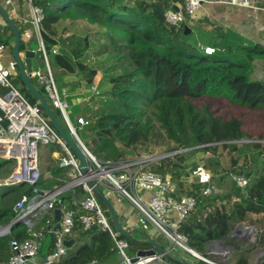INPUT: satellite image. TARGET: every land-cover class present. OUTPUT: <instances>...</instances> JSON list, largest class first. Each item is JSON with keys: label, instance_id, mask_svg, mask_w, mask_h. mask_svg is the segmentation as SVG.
Wrapping results in <instances>:
<instances>
[{"label": "trees", "instance_id": "1", "mask_svg": "<svg viewBox=\"0 0 264 264\" xmlns=\"http://www.w3.org/2000/svg\"><path fill=\"white\" fill-rule=\"evenodd\" d=\"M179 1L183 3V0H32V4L43 10L41 35L60 88L66 86L63 76L82 77L71 87L85 91L108 77L111 88L91 118L93 124L87 130L92 137L85 144L99 161L119 163L127 160L129 154L142 157L150 152L158 129L175 145L173 152L192 149V153L213 156L204 160V169L214 171L212 182L194 183L189 188L184 179L189 177L190 151L150 165L151 170L174 181L179 196L197 198L195 210L179 226V232L188 238L191 249L203 253L208 243L229 238L250 214L264 211V130L259 127L264 118V81L251 78L253 62L264 49L257 45L246 47L240 41L224 44L215 54L206 55L185 36V26L178 28L166 22V12L173 2ZM7 28L15 40V34ZM0 41L7 43L1 34ZM24 50L22 42L21 51ZM39 57L45 63L41 52ZM94 57L99 61L91 66L89 62ZM16 72L12 75L14 84L18 89L23 85L25 90H19L31 104H37L17 68ZM36 87L45 96L38 83ZM3 92L0 88V94ZM198 100L206 101L202 109L196 104ZM211 100L237 109L236 115L218 116L211 108ZM55 112L70 134L60 111ZM250 121L253 125L259 122L256 132L248 128ZM221 150H228L232 156L229 171L219 168ZM237 152L244 153L242 165L233 156ZM51 163L43 169V175L49 173L51 177H42L36 187L0 189V226L16 219L14 206L23 196L32 199L36 196L35 189L49 192L68 183V170L61 169L59 161ZM12 167V162L0 159L2 175L9 174ZM235 176L248 179L249 185L241 188L234 181ZM253 176L257 178L251 183ZM208 188L211 193L206 192ZM84 197L81 187L60 197L63 205L77 212L75 228L69 237L76 244L60 264H105L118 256L111 235L100 225L83 227L80 216L86 211L74 208L72 203ZM49 223H54V211L43 215L41 226ZM29 238L31 233L22 223L15 224L11 234L0 237V264H9L12 240L22 242ZM129 243L132 255L141 251L140 245H148L132 240ZM54 249L53 240L49 252ZM239 261L247 263V256L240 255Z\"/></svg>", "mask_w": 264, "mask_h": 264}, {"label": "built area", "instance_id": "2", "mask_svg": "<svg viewBox=\"0 0 264 264\" xmlns=\"http://www.w3.org/2000/svg\"><path fill=\"white\" fill-rule=\"evenodd\" d=\"M7 6L14 0H4ZM32 12V24L38 35L39 52L43 54L46 71L39 69L33 73L39 86L45 92V98L54 110L60 111L63 120L68 126L70 134L77 140L78 145L86 157L88 173L86 175L80 169V161L73 151L64 143L50 121L43 116V110L39 103L33 105L13 82V73L3 62L6 45L0 41V88L4 94H0V159L13 163L11 172L0 177V189L3 187L28 185L36 187L42 179L41 150L43 147L59 145L63 156L59 160V167L68 170V183L65 187L72 190L81 187L85 197L74 200V208L81 207L86 214L80 216V221L85 229H90L95 223L101 226L104 232L111 235L120 264H171L163 255L142 256L138 253L130 254V243L127 238H122L121 233L115 230L111 219L107 216L104 205L97 197L90 182L94 181L102 189H111L118 193L119 201H127L134 208L137 217L133 219L135 226L147 228L153 226L159 233L162 241L168 242V250L180 249L192 254L189 240L179 232V226L188 220L195 210L198 200L194 196L177 194V187L171 178L151 170L150 165L156 162L153 157H142L137 160H125L119 163L111 161L101 162L85 145L81 133L86 131L93 120L80 116L76 125L71 121L68 100L69 95L61 91L55 81L48 61V55L41 35V22L44 19L43 10L36 8L32 0H28ZM204 0H183V8L179 11L169 9L165 14L166 22L174 27L185 26L194 23L198 11ZM239 9L252 11H264V0H218ZM23 22L27 23L26 19ZM206 55H213L216 50L211 47H200ZM54 50V53H57ZM93 94H99L96 88L91 89ZM234 181L241 187L246 188L249 180L235 176ZM59 189V188H58ZM57 190V189H55ZM54 190V191H55ZM67 190V191H68ZM35 189L36 196L29 198L23 196L14 206L16 219L8 228L2 231L6 236L11 234L12 227L18 222L28 229L32 226L31 218L39 213L43 215L48 211H54V202L61 199L65 192L49 191L46 197H41ZM212 189L208 188L207 193ZM47 192V191H45ZM52 192V193H51ZM142 192V193H141ZM143 194L147 196L144 197ZM62 221L61 229L54 231L50 228L49 233L54 236L55 249L45 256L42 264H60L68 254L65 242L73 234L77 212L73 208H67L61 204ZM47 225L40 231L30 232L31 238L25 241L12 240L10 243L12 256L9 264H28L34 262L40 255L44 244V231ZM160 243V242H159ZM207 264H216L201 257ZM91 264H97L93 262Z\"/></svg>", "mask_w": 264, "mask_h": 264}, {"label": "crops", "instance_id": "3", "mask_svg": "<svg viewBox=\"0 0 264 264\" xmlns=\"http://www.w3.org/2000/svg\"><path fill=\"white\" fill-rule=\"evenodd\" d=\"M131 1L134 2L135 0ZM146 1L165 2L166 0ZM217 1L218 0H204L201 9L198 11L195 22L185 25V27H189V30L185 34V36H189V40L197 43L199 47H211L215 50H218L220 47L225 46L224 44H234L240 41L244 43L246 47L250 45H257L261 49H264V11L239 9L224 3H219ZM0 3L5 5L10 17L15 23H17V25L20 27L19 29L22 30V39L24 34L27 42L26 45L31 42L38 44V35L36 29L32 24V12L28 0H14V3L9 6L5 4L4 0H0ZM262 5L264 7V2L262 3ZM183 6L184 4L181 1L173 2L170 9H173V7L182 9ZM23 19H26L27 23L23 22ZM0 34L3 36V40L7 42L6 51L3 56V62L7 66L9 63H11L9 61V54L11 53L12 57L16 37L14 40L12 33L8 30L7 24L1 18V15ZM10 41H13V44ZM37 58L42 62L43 65V70H41L40 61L38 60V69L44 73L45 63L42 61V58L39 57V53H37ZM14 66L16 69L15 62ZM13 75L16 74L13 72ZM65 78H70V80L75 79V81H72L69 84H67V81L64 80V82L66 83L65 87H68V85L82 79V77L76 78L71 76H63V79ZM251 78L252 80L256 81H264V53L258 55V57L253 62ZM70 88L72 87L70 86ZM87 92L92 91H85L79 88L73 89L71 91L72 94L70 95V98L77 100L76 104L77 107L81 108V112H83L85 109ZM80 116L81 115H79L78 117ZM62 156L63 151L57 145H53L52 147H43L41 150L42 161H49L51 163L53 161H59ZM41 169L42 177L44 179H48L51 177L49 173L43 175L42 165ZM66 177L68 178V175H66ZM143 195L144 197L147 196L146 194ZM111 202L115 207V210L123 227L132 233V237L135 240L144 241L145 243L142 244H146L148 238H152L157 242H160V244L165 248L169 249L168 242L162 241L160 239L159 233H155L151 227L142 228L133 224V219L137 217V213L129 202L119 201V198L114 197L113 195L111 196ZM42 219V213H39L38 216H34L31 218L32 226L28 229L29 233L41 230V228L43 227L41 226ZM13 222L14 220L8 225L0 226V228L3 230ZM55 226V222L51 224L49 223V226H47V231H44V247L40 255L34 262L28 264H42L44 262L45 256L50 253L49 250L52 243V237L51 233H49V230L50 228L54 230ZM234 232H236V235H230L226 240H221V242L213 241L208 243L204 248V252L199 254L216 264H263L264 211L250 214L247 221L240 224ZM140 235L142 236L141 239H139ZM69 240L74 239L69 238ZM148 245L145 246V249H143V247H140V250L152 249V247ZM171 255L185 264L205 263L201 258L180 249L172 250ZM240 255H246L248 262L245 263L243 261H239ZM105 264H120L119 257L115 256L111 259V261Z\"/></svg>", "mask_w": 264, "mask_h": 264}, {"label": "water", "instance_id": "4", "mask_svg": "<svg viewBox=\"0 0 264 264\" xmlns=\"http://www.w3.org/2000/svg\"><path fill=\"white\" fill-rule=\"evenodd\" d=\"M174 11H179V8L173 7ZM0 15L1 18L6 22L7 26L12 30V32L15 34L16 42L14 46L13 51V58L16 65V68L19 72V75L22 78L23 83L25 84L28 91H30L34 97L37 99L38 103L41 105V107L44 109L45 113L47 114L52 126L55 128L61 139L64 141V143L73 151L75 156L80 161V169L83 172L84 175L88 173V163L86 160L85 155L81 151L77 140L73 137L72 134H68L59 118L56 115L55 110L50 106L49 102L46 100L45 96L39 91V89L33 84L32 77L33 73H36L38 71V58L37 53H39L40 46L37 43H29L24 51H21L22 46V37H21V30L15 25L13 19L10 17L9 13L7 12V9L4 4L0 3ZM189 27H185V34L188 32ZM192 149L187 150H180L177 152H174L171 155L163 156L160 159L167 158L170 156H174L177 154L188 152ZM261 176V174H259ZM257 177L253 176L250 179V182L252 183ZM91 187L94 189V192L96 193L97 197L101 201V203L106 208V211L110 215L111 222L113 223V226L115 227V230L128 240L136 241L132 237V233L128 231L126 228L123 227L122 223L120 222L119 216L115 210V207L113 206L111 202V196L118 197V193L116 191H113L111 189H102L99 185L96 184V182L91 181L90 182ZM69 188L68 187H61L54 192H65ZM53 192V191H52ZM51 192V193H52ZM38 194L41 197H46L48 192L40 191ZM63 203L62 199H57L54 202L55 210H54V222L56 224L54 231L61 229V221H62V210H61V204ZM21 222V221H20ZM18 222V223H20ZM12 225V224H11ZM9 225V226H11ZM8 226V227H9ZM7 227V228H8ZM236 232H234L231 236H235ZM6 236V232L2 231L0 228V237ZM52 241L54 240V236L51 235ZM138 242V241H137ZM221 242V241H219ZM145 243V242H141ZM147 243L152 247L150 250H141L138 252V255L142 256H148V255H155L157 253L164 256V258L170 262L171 264H185L178 260L177 258L173 257L171 255V252L165 248L163 245H161L159 242L152 238H148ZM68 249H72L75 246V240H67L65 242ZM193 255L201 258L202 256L199 254V252L193 250Z\"/></svg>", "mask_w": 264, "mask_h": 264}, {"label": "rangeland", "instance_id": "5", "mask_svg": "<svg viewBox=\"0 0 264 264\" xmlns=\"http://www.w3.org/2000/svg\"><path fill=\"white\" fill-rule=\"evenodd\" d=\"M21 37H22V34H21ZM13 41H10V42L12 43ZM22 41L26 47L27 42H26L24 34H23ZM91 52H92V50L89 53H91ZM9 55H10L9 61L11 63H9L7 66L9 68V70H11L12 73L14 72L15 74H17L15 66H14V60H13L14 58H12L13 55H12V57H11V53ZM89 55L93 56L92 54H89ZM105 58L106 57H102L100 59H105ZM97 61H99V59H96L95 57L93 59L91 58V61L89 62V64L91 66H94L97 64L96 63ZM44 68L46 71V66ZM40 69L43 70V65H42L41 61H40ZM64 80L67 81V84H69L72 81H75V79L70 80V78H65V79H63V81ZM32 82H33V84L35 83L34 85L36 86L37 82L35 80H33ZM70 86H71V84L68 85V87H64L63 89H61L59 86L58 87L61 91L65 92V93H67V95H69L68 100L70 102L71 108L68 112H69V116H70L71 121L75 125L77 123V117L79 115H81L83 117H88L89 119L93 118V116L95 115V112L98 109V107L100 106L101 102L106 99L105 98L106 93L111 88V85L108 82V77H105L101 81V84H99L97 87H95L99 91L98 95L93 94L92 92L86 93L87 97H86V102H85V104H86L85 109L83 112H81V108L77 107V104H76L77 100L70 98L71 97L70 95L72 94L71 91L73 90V87L70 88ZM19 89L22 91L25 90L23 85H20ZM4 93L5 92H3L2 95ZM196 104H197L198 108L202 109L206 105V101H204V100L199 101L198 100V101H196ZM211 108L215 110V112L218 116H224L225 118H229L233 115H236V111H237V109H235V108H230V107L224 106L220 100H211ZM261 121L262 122L260 123L259 127L261 128V130H264V118L261 119ZM247 123H248V125H247L248 128L250 130H252V132H256L255 128H257V125L259 124V122L257 123V125H255V123L253 125V122L251 123V121L247 122ZM88 131L89 130H86V131H83L81 133V138L84 141V143L87 145H88V141L92 137V135L89 134ZM246 142H250V141H246ZM262 142L264 143V141H262ZM240 145H242V143H240ZM174 148H175V145L171 141L168 140L164 131L161 129L160 130L158 129V132H157L156 137L154 139V144L151 147L150 152L149 153H143L142 157H153V159H156V162H157V161L161 160L160 159L161 157L173 154ZM250 152H252V151H250ZM243 154H242V152H237V153L233 154L234 157L239 159V162L241 165L243 164V161H244V155ZM142 157L141 156L139 157L136 154H129L128 160H137V159L142 158ZM211 157H213V156H211L210 154L192 153L191 151L189 152L188 157H187L188 166H189V170H188L189 177L184 179L186 181V183H188L186 188L191 187V185L194 183H199V182H209L210 183V182H212V177H213L214 171H212L210 169L209 170L204 169V165L206 163V161H204V160L209 159ZM231 157L232 156L228 150H224V151L221 150L220 155H219V158L221 160V164L219 167L220 170L226 169L229 171L231 169V160H232ZM51 164H53V163H50L49 161H44V160L42 161V158H41V165H42L43 169H45L46 167H49V165H51ZM5 169H8V168H5ZM201 169L204 171H202ZM2 171H5V170H2ZM2 174L3 173L0 172V177H4V176L8 175V174H5V175H2ZM217 185H218V183H217ZM215 191L218 192L220 190L215 188ZM14 196L15 195H11V197H14ZM148 227H151L155 233H158V231L153 226L148 225ZM141 238H142V236L140 235L139 239H141ZM136 241H138L139 243L144 242V241H140V240H136ZM145 246L146 245H140L139 247H143V249H145L146 248Z\"/></svg>", "mask_w": 264, "mask_h": 264}]
</instances>
